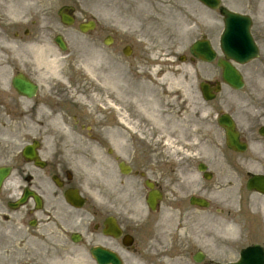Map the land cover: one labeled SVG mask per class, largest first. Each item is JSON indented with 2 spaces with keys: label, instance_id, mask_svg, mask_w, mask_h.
Returning a JSON list of instances; mask_svg holds the SVG:
<instances>
[{
  "label": "flooded vegetation",
  "instance_id": "obj_1",
  "mask_svg": "<svg viewBox=\"0 0 264 264\" xmlns=\"http://www.w3.org/2000/svg\"><path fill=\"white\" fill-rule=\"evenodd\" d=\"M63 5L69 3L64 0H0V90L12 96L8 99L5 93L0 92L5 95L0 97V106L5 103L8 105L6 109L12 106L14 112L18 110L19 121L23 123L24 146L37 142L35 152L43 162L41 166L28 164L19 167L16 176L19 187L16 194L21 195L29 189L39 196V205L32 198H27L16 211L7 209V200L0 206V234L4 240V249H7L5 253L13 260L18 242L22 252L19 264H36L38 254H44L48 263L67 262L71 259L69 251L66 248L60 251L57 247L65 242V235L74 233V223L67 225L74 222L75 217L85 222V216L76 212L79 209H75L62 196L65 190L76 185L66 175L67 170L79 168L80 162L65 163V168L59 163L63 151L60 143L69 141L72 136L70 128L79 130L84 120L80 112H73L70 103L64 100L59 91H50L54 88L45 84L49 69L43 62L58 59L56 39L61 36L68 42L72 31L63 26L57 16L59 7ZM102 33L100 31L97 36ZM94 34L95 31L89 37ZM204 36L216 40L217 29L204 32ZM253 37L263 47L264 26L257 34L253 33ZM114 51L121 55V48L115 47ZM130 51L132 55L133 50ZM256 68L263 78L259 80L261 75L255 72L244 87L249 121L242 122V131L238 129L240 140L247 142L250 151L241 163H236L234 154L230 152V174L241 173L244 177L264 176V64L260 63ZM17 76L28 77L38 84L32 98L20 97L13 90L11 80ZM43 89L48 91L43 93ZM110 168L115 169L114 162ZM55 178L59 180V188L54 182ZM6 193L10 195L8 191ZM260 197L264 200V197ZM16 199L14 197L13 201ZM109 206L114 207V204L109 202ZM246 217L247 234L260 238L264 243V213L261 217L255 214H247ZM105 218V214H100L94 219L92 230L100 237H103L100 230ZM32 220H35L33 227L30 223ZM119 224L126 229V233L129 232L127 225L123 227L120 221ZM135 226L130 224L131 228ZM109 241L121 248L120 241ZM82 252V249L78 250L79 254Z\"/></svg>",
  "mask_w": 264,
  "mask_h": 264
},
{
  "label": "rangeland",
  "instance_id": "obj_2",
  "mask_svg": "<svg viewBox=\"0 0 264 264\" xmlns=\"http://www.w3.org/2000/svg\"><path fill=\"white\" fill-rule=\"evenodd\" d=\"M78 1L80 9L84 10L85 14L88 17H90L92 14L95 17H99L100 21L106 24L105 29L108 33H115L119 37L127 36L133 41L137 40L136 43L138 47L144 48V52L147 54L146 56L132 60L125 59L124 63L129 62L132 67H143V70L144 68H150L152 63L151 60L153 59L154 63L157 64L158 62L156 58L162 57L160 55H165L164 53H168L169 51L170 52L168 54H170L171 57H176L181 53H185L184 55L188 56L187 47L195 38L196 33L195 29L191 28V24L195 20V18L194 20L191 19V15L193 13H197V11L195 10V2L193 0ZM112 8H119V10H116V12H112L110 11V9ZM148 19H153V21H155L153 28H148L147 26L141 25L144 22H147ZM81 52L82 51H80L79 53ZM173 60L174 62L170 63V65L172 66L166 67L169 64V62H167L165 68H168L171 74L174 73V75L178 74L181 76L186 86L188 87L186 89L187 96L185 101L192 107L197 103V97L195 99L193 96L195 95V92H197V86L199 82L218 79L220 73L217 70H213L212 65H207L199 62L186 64L188 61L184 63L185 65H179L176 58H174ZM90 62L91 59L88 58L82 60H78L76 58L72 63L73 76L77 80L75 82V78H73L74 83H72V86L77 87L76 89L78 90V92H85L83 94L84 98L88 96L87 92L89 91L88 89L82 90V87L79 86L85 85V83L82 82L83 78L86 75L83 67L86 63ZM122 67L129 68L127 66ZM104 68L106 72L109 71V67L107 65H105ZM100 77L101 76L96 72L95 79L98 81ZM89 85L91 88H94L91 82H89ZM162 86L161 88L163 89ZM168 95H170V97L176 96L175 100L178 99L177 93ZM70 101L81 103V100L77 99V95L72 96ZM214 104H216V107L220 111H230V92L226 88H223L220 96L217 98ZM206 107L207 106L203 105L204 110ZM83 108H86L85 103H83ZM73 110L77 111L78 109L73 108ZM187 111H190L189 108H187ZM189 120H191V117L189 118ZM199 124L204 129L211 128L212 120H210V118H203L202 121L199 120ZM214 136L215 141L219 143L217 144V146L220 152L221 150H223V146L221 145V134L216 132ZM197 138L200 143H203V141H200L201 138L199 136H197ZM136 142L138 143L137 151L134 152V150L136 149ZM128 143V150H122L125 153L124 156L127 158L124 159H126L127 161L129 159L132 160L133 154H135V156L137 157L141 156V154H138V151L141 149L142 151H144V148H146L150 144L138 140L136 141V139L134 141L133 138L130 139ZM202 143L201 145H199L201 146L200 148L203 151ZM224 154L225 159H227V153L225 152ZM215 157L217 158L219 157V155H215ZM228 159L230 160V157H228ZM197 160L207 162L209 161V158L207 159L206 157H201ZM214 167L219 172L218 179L220 180L221 178H224L223 174L221 173L223 166H220V164H216ZM96 170L97 167H95V170L91 169V181L89 180L90 190L92 192L99 188L100 193V184L98 183V178L95 175ZM187 172L189 171L187 170ZM214 182L211 183L212 188H215L213 193L216 198H218L222 202H217L215 200H213V202L211 201L212 210L211 208H209L206 211L199 212V214L202 215V219L208 220L213 217L219 223L212 222V229L209 227H201L199 231L197 226H195V223L192 221L190 223L191 225L182 223L181 225L184 228L179 233L176 232L177 222L170 223L163 230L159 228L155 233L153 231L147 232V230H145V232H143V235H145L147 239L141 237L140 240L141 255L139 257L140 259L138 258L140 264H165L163 261L164 258H171L177 261V257L181 258V263L179 264H189V262H191L190 255L197 249H200L201 243L208 244V246L205 248L206 256L208 257V259L213 260L214 263L217 264L230 261V239L223 238V236L230 237V235H225L223 230L224 227L219 228V226L220 224H224L230 221V213L236 214L240 208H243V204H241L240 206L237 203V200L236 202H231L230 194L222 192V190L226 189L227 191H230V188L223 187L224 184L219 185L220 182ZM135 191L136 189L134 188V179L131 177H122V187L119 190V193L122 196L120 201L122 203L130 202L136 204V201L140 198V195L134 196L133 193ZM91 196L93 197L92 194ZM236 196L232 195L231 198L235 199ZM179 210L182 215L185 214L181 209ZM188 210L190 211L191 209L188 207ZM162 212L163 210L161 211V213ZM140 213L144 214L145 211L142 210L140 211ZM167 229H170L171 231H168L167 235L165 236V232ZM154 234L155 236H153ZM167 237L169 238V240H167ZM185 240L191 241L188 246L191 251L180 249V247L178 246V244L180 243L184 244ZM194 240L197 241V244H193ZM184 256H186V259H182L184 258ZM171 261L172 260H170V263L168 264H177Z\"/></svg>",
  "mask_w": 264,
  "mask_h": 264
},
{
  "label": "bare ground",
  "instance_id": "obj_3",
  "mask_svg": "<svg viewBox=\"0 0 264 264\" xmlns=\"http://www.w3.org/2000/svg\"><path fill=\"white\" fill-rule=\"evenodd\" d=\"M119 8H112L110 11L116 12ZM198 13H193L192 17L196 18ZM54 61V60H52ZM102 62V57L99 56L97 60L91 61L90 63L85 64V73L90 77L89 80L93 84L94 88H85L82 90L88 89V113L90 115H95L97 113L103 114L107 119H112L115 113V119L117 124L121 128V138L119 145L116 144V147L122 150H128L129 140L132 136H144L149 133V124L154 123L159 119L163 114L165 115V100L166 94L161 90L160 85L166 83L168 89L173 90L178 89L185 93L188 88L181 77H174L169 73L160 74L159 71H153L149 74L148 72L143 71L139 67H118L114 68V72L105 74L104 79L99 78L98 81L94 77V65H100ZM52 62L46 63L49 70L51 71V76L55 77L57 80L61 79L60 68L56 70L52 65ZM164 67V65H162ZM26 82V81H25ZM28 85L29 83L26 82ZM31 87V89H30ZM33 88L29 85V91L32 92ZM85 92H78L74 89L69 93V96L72 97L77 95V99H80L82 102L85 101L83 94ZM88 93V92H87ZM97 104H99V109H95ZM114 112H112V111ZM99 121L104 122V119H99ZM85 132L81 134L84 136L83 140L91 141L90 146H95L94 132H88L87 129L81 127ZM115 128L110 126L104 127L102 132L107 135L108 142H110V135ZM98 134V132H97ZM96 136V135H95ZM89 137V139H86ZM203 149L206 153L217 154V148L212 146L210 142H204ZM214 158V155L211 156ZM192 177H196V174H192ZM8 179V178H7ZM9 189L13 190L17 187V181L14 176L9 178ZM103 183L108 185V180H103ZM223 192L229 194L231 191L223 190ZM16 194V192H15ZM96 193H94L95 195ZM173 208H169L168 212L164 214L165 217H171V212ZM196 211V210H195ZM167 219V222H170L171 219ZM27 243L26 245H28ZM175 262L179 264L181 259L176 258L177 261L173 259L164 258V263L168 264ZM169 261V262H168Z\"/></svg>",
  "mask_w": 264,
  "mask_h": 264
},
{
  "label": "water",
  "instance_id": "obj_4",
  "mask_svg": "<svg viewBox=\"0 0 264 264\" xmlns=\"http://www.w3.org/2000/svg\"><path fill=\"white\" fill-rule=\"evenodd\" d=\"M194 50H195V48H194ZM246 59H247V57H245L244 59L239 58V61L243 62ZM222 67L224 69L222 78L225 82H227L230 85V66L227 63H222Z\"/></svg>",
  "mask_w": 264,
  "mask_h": 264
}]
</instances>
